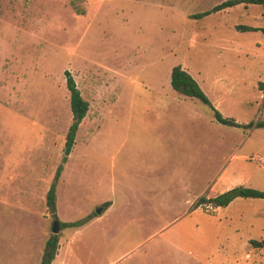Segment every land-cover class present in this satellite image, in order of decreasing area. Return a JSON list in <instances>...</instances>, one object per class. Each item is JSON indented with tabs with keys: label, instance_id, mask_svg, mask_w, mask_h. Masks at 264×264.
I'll use <instances>...</instances> for the list:
<instances>
[{
	"label": "rangeland",
	"instance_id": "1",
	"mask_svg": "<svg viewBox=\"0 0 264 264\" xmlns=\"http://www.w3.org/2000/svg\"><path fill=\"white\" fill-rule=\"evenodd\" d=\"M223 1L0 0V264L55 220L70 225L53 264L260 261L264 199L195 208L229 184L264 190V33L238 27H264V5L199 15ZM174 66L240 126L173 89ZM66 69L89 110L64 161Z\"/></svg>",
	"mask_w": 264,
	"mask_h": 264
},
{
	"label": "trees",
	"instance_id": "2",
	"mask_svg": "<svg viewBox=\"0 0 264 264\" xmlns=\"http://www.w3.org/2000/svg\"><path fill=\"white\" fill-rule=\"evenodd\" d=\"M241 3L264 5V0H225L215 5L212 9L202 12L199 15L204 16L214 11H218L230 6H235ZM238 27L243 30H250V31L260 30L264 33V27H260V26L238 25ZM65 76H66L67 89L70 93V107H71L73 119L66 135V142L64 146V157H63L64 161L67 159L68 155L72 151V148L75 143L78 127L82 122V120L84 119V117L87 115V112L89 110V101L83 97L71 71L66 69ZM171 85L173 89H175L176 91L188 96L197 97L202 101H204L206 104H208L213 109L215 119L218 122L230 126H240V123L236 122L234 118L223 116V114L214 106V104L207 97V95L202 90L196 79L181 66L173 67L171 71ZM257 125L264 127V122L258 121ZM61 170H62V166H60L57 169L55 176L56 179L60 176ZM237 197L264 199V190L246 187L244 185H237L213 197L208 198L202 196L195 204V207L201 204L202 205L212 204L214 206L226 207L231 203V201H233ZM47 206L51 214L56 216L55 183H53L50 186L47 192ZM108 206H109L108 204H105V208H107ZM67 225L70 224L60 223L61 229L62 227H65ZM58 244H59L58 234H52L51 237L46 242L40 264H52V261L55 258L58 249ZM251 244L254 247H264V238H262L261 240H251Z\"/></svg>",
	"mask_w": 264,
	"mask_h": 264
},
{
	"label": "crops",
	"instance_id": "3",
	"mask_svg": "<svg viewBox=\"0 0 264 264\" xmlns=\"http://www.w3.org/2000/svg\"><path fill=\"white\" fill-rule=\"evenodd\" d=\"M260 31V30H258ZM175 103V102H173ZM176 104V103H175ZM224 116V115H223ZM258 158V157H257ZM262 158V157H261ZM257 160V159H256ZM259 161V160H258ZM263 161V158L260 162ZM227 177V174H226V169L225 171H223L220 175H219V178H218V182H223V180H225V178ZM231 187H233V185L231 186L230 184L225 186L222 191H225V190H228L230 189ZM57 191V190H56ZM213 197V196H212ZM239 198V197H237ZM245 198V197H243ZM236 199V198H235ZM234 199V200H235ZM233 200V201H234ZM186 202L188 204H191L192 201H189V199H186ZM232 203V201H231ZM230 203V204H231ZM112 204V203H111ZM111 204H109V206L107 208H104L103 212L101 214H103L105 212V210H107L108 208H110ZM229 204V205H230ZM228 205V206H229ZM201 206H203L202 204L201 205H198L197 207L195 208H200ZM208 206V205H207ZM211 206H214V205H211ZM47 207V206H46ZM215 208H220L221 206H214ZM227 207V206H226ZM100 215V214H99ZM251 240H255V239H250V243H251ZM45 245H46V242L44 240L43 242V245H39L38 246V250H35L33 249L32 247H30L29 249H25L23 251V253H21V255L18 256V259L15 260V262H13V264H40L41 263V259H42V255H43V252H44V248H45ZM253 246V245H252ZM254 247V246H253ZM60 249H61V245L58 246V250H57V254L55 255V258L56 256L60 254ZM59 251V253H58ZM247 256H249V258H256L257 260H260V261H257L258 263L257 264H262L264 263V247H255V250L253 251H250V252H247ZM55 258L53 259V261L55 260ZM53 261H52V264H53ZM109 264H113L112 263H109ZM115 264V263H114Z\"/></svg>",
	"mask_w": 264,
	"mask_h": 264
},
{
	"label": "water",
	"instance_id": "4",
	"mask_svg": "<svg viewBox=\"0 0 264 264\" xmlns=\"http://www.w3.org/2000/svg\"><path fill=\"white\" fill-rule=\"evenodd\" d=\"M103 210H104V206H99V207H97L96 212H97V214H101L103 212ZM60 230H61L60 223L57 220H55L53 222L52 233L58 234L60 232Z\"/></svg>",
	"mask_w": 264,
	"mask_h": 264
},
{
	"label": "built area",
	"instance_id": "5",
	"mask_svg": "<svg viewBox=\"0 0 264 264\" xmlns=\"http://www.w3.org/2000/svg\"><path fill=\"white\" fill-rule=\"evenodd\" d=\"M257 160H259V161H261L262 160V158L261 157H258V158H256Z\"/></svg>",
	"mask_w": 264,
	"mask_h": 264
}]
</instances>
